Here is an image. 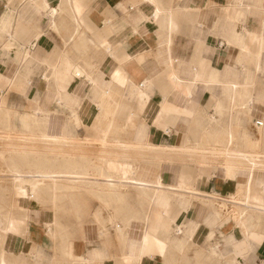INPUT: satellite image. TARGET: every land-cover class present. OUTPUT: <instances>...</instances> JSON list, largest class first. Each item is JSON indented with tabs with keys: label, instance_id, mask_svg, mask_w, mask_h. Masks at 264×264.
<instances>
[{
	"label": "crops",
	"instance_id": "obj_1",
	"mask_svg": "<svg viewBox=\"0 0 264 264\" xmlns=\"http://www.w3.org/2000/svg\"><path fill=\"white\" fill-rule=\"evenodd\" d=\"M3 99L122 186L13 188L0 264H264V0H0Z\"/></svg>",
	"mask_w": 264,
	"mask_h": 264
},
{
	"label": "bare ground",
	"instance_id": "obj_2",
	"mask_svg": "<svg viewBox=\"0 0 264 264\" xmlns=\"http://www.w3.org/2000/svg\"><path fill=\"white\" fill-rule=\"evenodd\" d=\"M10 130H11L10 127H8L7 125L5 126V128L1 129L0 141H2V143L5 144V147L7 148L5 150H7L8 152H12V154L16 153L15 155L17 157L15 160H12L10 162V165L8 167V172H10L9 176L11 178L12 187L13 186L16 187L18 189V193L28 196V204L30 205L37 204V201L40 200L39 195L41 194L42 190L55 191L59 187L63 186L61 185L63 183L60 182L59 180V178L63 177V174L71 175L72 177V179L66 185H64V187L70 189H74L75 187L78 188L81 186L90 189L92 186H94V188L96 189L108 187L110 191V190H115L120 186H122V184L111 181L105 182L103 185L102 184L100 185V183H96V182L90 183L87 181L75 180L74 173L72 170L64 169L62 171H59L57 170L56 165L52 167V165L49 166L47 164L43 165L40 159L37 161L36 159L32 160V158L35 156L41 157L42 152L43 154H53L55 152H58V149L55 146L53 147L51 146L52 144H63L62 142H65L64 144H68V143L66 142V140L59 138L60 136L55 137L53 135H46V134H41L40 136H37L32 133L27 134L25 131L13 132ZM39 138L41 140H44L46 144H49L45 147L44 150H33L32 148L27 147V144H34V141ZM101 144H106V143L102 142ZM64 168H66V166H64ZM99 171L100 173L102 172L101 169H99ZM134 187L138 189L142 188L141 184L138 183L137 181L136 183H134ZM153 192L155 193V191ZM52 199H55V197H53ZM12 205H19L17 199L13 200ZM20 216H24V215H20ZM236 216L238 220H242L246 216V213L242 211L237 213ZM13 220H14L13 217H11L10 215L6 216L5 218L3 217V215H0V227L3 226V231L0 229L1 242L4 238L5 233L10 229Z\"/></svg>",
	"mask_w": 264,
	"mask_h": 264
},
{
	"label": "rangeland",
	"instance_id": "obj_3",
	"mask_svg": "<svg viewBox=\"0 0 264 264\" xmlns=\"http://www.w3.org/2000/svg\"><path fill=\"white\" fill-rule=\"evenodd\" d=\"M0 105L3 108H6V110H8L7 111L8 113L6 115H3L4 116V122L0 123V131H1V129L5 128L6 125H9V127L12 131H15V132L20 131L21 126L19 124V118L22 114L20 113L21 111H19V108L17 106L15 107L13 105H10V103L7 102L5 99L0 100ZM5 118H7V120H9V121H6ZM55 123H67L68 128L70 129V132L76 137L78 144H90L88 136H86L85 134L82 135L81 133H79L78 130H79V128L82 127V125L80 124V122L75 117L71 116L69 118H66V120H64L63 122H55ZM37 127L41 128L40 125ZM38 144H40V143H38ZM5 149H7V148L4 146V143H2V141H0V215H3L4 218L6 216L10 215V213L7 212L6 210H10L9 206L12 205L11 201H13V199H15V198H13V196H9V194L12 193L11 192L12 189L15 187L14 186L12 187L11 178L9 176L10 172H8V167L10 165V162L12 160H15L17 157L15 155L16 153L12 154V152H8ZM178 155L180 156V155H182V153L179 152ZM183 155L200 156V154L196 155V154H190V153H184V152H183ZM55 157H56V155L50 154V155H46L44 158H46L45 160L47 162L49 160V158H50V161H53ZM66 160H67L66 163H73L74 162L73 164L80 165V164H78L80 161L76 157L66 158ZM62 161H64V159L60 161V164L63 163ZM67 189H70V188H67ZM126 191H127V189L125 190V193H126ZM97 198H98V200L99 199L104 200V198H102L100 196ZM40 201H42V197H40ZM121 201H122V199L116 200L113 197H110V199H109V203H112L114 205L119 204ZM222 206L225 207V205H222ZM239 209L240 208H237V210H239ZM0 229L3 231V226H1Z\"/></svg>",
	"mask_w": 264,
	"mask_h": 264
},
{
	"label": "built area",
	"instance_id": "obj_4",
	"mask_svg": "<svg viewBox=\"0 0 264 264\" xmlns=\"http://www.w3.org/2000/svg\"><path fill=\"white\" fill-rule=\"evenodd\" d=\"M256 124H257V125H261V124H262V122L256 121Z\"/></svg>",
	"mask_w": 264,
	"mask_h": 264
}]
</instances>
